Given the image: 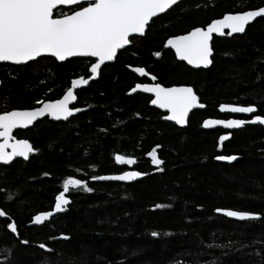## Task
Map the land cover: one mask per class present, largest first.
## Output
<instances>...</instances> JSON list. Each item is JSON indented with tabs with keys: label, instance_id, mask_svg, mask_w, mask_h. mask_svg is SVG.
Returning <instances> with one entry per match:
<instances>
[{
	"label": "trees",
	"instance_id": "obj_1",
	"mask_svg": "<svg viewBox=\"0 0 264 264\" xmlns=\"http://www.w3.org/2000/svg\"><path fill=\"white\" fill-rule=\"evenodd\" d=\"M259 7L264 0H182L76 91L79 113L20 130L34 151L27 160L0 165V210L6 213L0 216V264H264V127H202L205 118L223 116L220 104L252 105L264 116V17L243 34L214 36L207 69L178 61L166 43L227 13ZM90 62L45 56L0 63V110L58 98L72 78L88 76ZM137 67L163 86H191L204 108L192 111L185 127L164 120L147 95L129 94L146 80ZM154 148L160 165L148 155ZM117 153L135 158L133 168L143 175L130 183L92 181L124 171L114 162ZM68 176L92 191L70 188L63 211L30 225L36 214L53 209ZM216 209L258 218L238 221Z\"/></svg>",
	"mask_w": 264,
	"mask_h": 264
},
{
	"label": "snow or ice",
	"instance_id": "obj_2",
	"mask_svg": "<svg viewBox=\"0 0 264 264\" xmlns=\"http://www.w3.org/2000/svg\"><path fill=\"white\" fill-rule=\"evenodd\" d=\"M81 3L86 6H81ZM177 0H0V61H10L21 64L35 59L41 54H51L60 61L72 56H91L96 62L91 64V76L97 75L98 69L105 61H111L118 49L124 48L130 43L131 34H144L146 26L151 18L164 13ZM58 5L75 6L77 10L71 14L54 16V9ZM264 16V7L256 10H245L236 13H227L222 19L213 20L207 28L195 27L188 33L170 37L167 45L175 49L177 57L187 61L190 65H204L211 63L209 59L212 49L210 40L213 33L224 34L225 28L233 33H243L246 25L256 17ZM160 56L161 53H155ZM135 72L146 75L143 67H137ZM155 80V77H152ZM88 79L80 77L71 81V87L67 88L61 99L40 100L36 104L42 105L32 109L0 110V161L9 162L16 156L28 158V154L34 151L28 140H17L13 135V129L27 127L33 124L38 117L47 113L55 119H67L73 112L81 109L69 107V103L76 99L74 89L80 85H86ZM142 89L144 92L153 93L155 98L151 100L153 105L168 109L171 115L168 119L184 124L189 110L197 106V96L189 86L163 87L159 83L136 84L131 92ZM203 107V105H200ZM222 111L228 110L239 113H254L255 107L222 104ZM264 124V116L254 115L250 121L245 120H212L206 119L204 127L212 125H224L227 128L240 127L245 123ZM227 139L221 136L220 140ZM11 149V151H7ZM148 155L152 163H162L156 156L154 148ZM119 163L133 164L131 158L116 155ZM219 160H234L235 156H218ZM47 175V174H45ZM143 173L130 171L116 176H93V180H121L127 181L141 176ZM83 187L86 191H92L85 181L68 176L64 179L62 188L55 197V205L52 211L40 212L34 217L36 223H41L54 212L64 210L69 203L66 193L70 188ZM9 193L7 198L11 199ZM157 207H161L157 205ZM224 212L229 217L239 219H256L258 214L216 209ZM6 215L0 210V216ZM12 232H16L13 223L8 225ZM153 236L158 233L153 232ZM40 247H45L41 244Z\"/></svg>",
	"mask_w": 264,
	"mask_h": 264
},
{
	"label": "water",
	"instance_id": "obj_3",
	"mask_svg": "<svg viewBox=\"0 0 264 264\" xmlns=\"http://www.w3.org/2000/svg\"><path fill=\"white\" fill-rule=\"evenodd\" d=\"M181 1H182V0H177V3L181 2ZM177 3H176V4H177ZM176 4H174V5H176ZM174 5H172L170 8H172ZM59 6H63V7H71V6H69V5H58L57 7H59ZM57 7H56V8H57ZM170 8H169V9H170ZM260 8H261V7H260ZM169 9H168V10H169ZM257 9H259V8H257ZM252 10H256V9H252ZM166 11H167V10H166ZM166 11H165V12H166ZM165 12H164V13H165ZM164 13H160V14H158L156 17H158V16H160V15H162V14H164ZM69 14H71V13H69ZM156 17L151 18V20L154 19V18H156ZM260 17H264V16H260ZM260 17H256V18H254V20H252L251 22H249V23L246 25V28H247V26H249L250 24H252L256 19H258V18H260ZM222 18H223V16H222L221 18H218V19H222ZM151 20H150V21H151ZM215 20H217V19H215ZM211 22H212V21H211ZM211 22H210V23H211ZM149 23H150V22H149ZM207 25H208V24H207ZM207 25H206L205 27H201V28H205V29H206V28H207ZM146 27H147V26H146ZM199 27H200V26H199ZM194 28H195V27H194ZM246 28H245V29H246ZM192 29H193V28H192ZM192 29H191V30H192ZM191 30H189V31H191ZM145 31H146V29H145ZM189 31H188V32H189ZM229 31H230V30L227 29V28H225V29L223 30V32H229ZM188 32H185V33H183V34H178V35H175V36L184 35V34H186V33H188ZM243 33H244V32H243ZM243 33H233L232 35H235V34H243ZM134 35L142 36V35H144V34H142V35H141V34H131L130 37H131V36H134ZM221 35H222V34H220V33H213V34H212V37H211V40H210V47H211V43H212V39H213V37H214V36H221ZM170 37H173V36H170ZM170 37H169V38H170ZM169 38H168V39H169ZM168 39H167V40H168ZM166 42H167V41H166ZM126 46H127V45H126ZM126 46H125V47H126ZM169 47L171 48V46H169ZM122 49H123V48H122ZM171 49H172V51L174 52V55H175V57H176V59H177L178 61H182V62L186 63V65L189 66V67L192 68V69H199V68L207 69V68H209L210 65H211V63L208 64L207 66H204V65H190V64L187 63V61H185V60H181L179 57H177V55H176V53H175V49H173V48H171ZM119 50H121V49H118V50H117V53H118ZM42 56H51V57H53V58L56 59V57L52 56L51 54H47V53H45V54H41L40 56L36 57L35 59H37V58H39V57H42ZM116 56H117V54H116ZM116 56H115L114 59L111 60V61H105L104 64L101 65L100 69H98L97 75H96L94 78H92V79H89V77L91 76V71H90V69H91V64L96 62V58H95V57H91V56H72V57H67L65 60H67V59H71V58H74V57L90 58V59L93 60V61L91 62V64L88 66V74H89V75H88L87 77H85V76H78V77H74V78H72L71 81H72L73 79H78V78H80V77H83V78H85V79H88V83H89L91 80H95V79H97V77L99 76V72H100L101 68H102L104 65L108 64V63H112V62H114ZM35 59H33V60H35ZM209 59H210V60L212 59V53H211ZM33 60H30V61H33ZM56 60H57L58 62H63V61H60V60H58V59H56ZM65 60H64V61H65ZM30 61H27V62H30ZM27 62L21 63V64H19V65L25 64V63H27ZM0 63L16 64V63H13V62H10V61H0ZM71 81H70V85H69V87H71ZM88 83H87L86 85H80V86H78L77 88H75V89H74V95L76 96V91L79 90V89H81V88H84L85 86L88 85ZM136 84H138V83H136ZM136 84H135V85H136ZM140 84H153V83H140ZM159 84H160V83H159ZM135 85H134L132 88H134ZM161 85H162V84H161ZM162 86H163V85H162ZM173 86H188V85H172V86H163V87H173ZM69 87H68V88H69ZM189 87H191V86H189ZM132 88H131V89H132ZM191 88H192V87H191ZM131 89L129 90V94H133V93L139 92V93H144V94H147V95L152 96L151 100L155 98V96H154L153 93L144 92L142 89H138L136 92H131ZM192 89H193V88H192ZM66 90H67V89H66ZM66 90L63 92V94H62L59 98H56V99H53V100L61 99V98L63 97L64 93L66 92ZM193 91H194V89H193ZM194 93H195V91H194ZM195 94H196V93H195ZM196 96H197V95H196ZM76 100H77V96H76V99H75V100L70 101V103H69V107H70V108H71V105L75 104ZM151 100H150V102H149V105L155 106V107H157L158 109H160L162 112H165V115H164V117H163L164 120H166V121H168V122H171V123H174V124H176V125L179 126V127H185V126H187L188 118H189V115H190V113H191L192 111L197 110V109H200V110H201V109L204 108V105H203V107L200 106V105H202V104L200 103V101H199V97L197 96V106H195V107H193L192 109L189 110V114H188V116L186 117V122H185L184 124H178V123H176V121L171 120V119H168V117L171 115V113L168 111V109L161 108V107H159V105H153V104L151 103ZM45 101H47V100H45ZM220 105H222V104H220ZM220 105L218 106V111H219L221 114H229V115H236V116H248V115H252L251 118H249V119H247V120H245V121H250V120H252L253 117H254L253 114H254L255 112H254V113H239V112H231V111H228V110H224V111H222L221 108H220ZM229 105H237V104H229ZM40 106H42V105H38V106H35V107H40ZM237 106H244V105H237ZM32 108H34V107H32ZM32 108H25V109H32ZM73 109H80V108H73ZM12 110H13V109H12ZM21 110H22V109H21ZM80 111H81V110H80ZM80 111H78V112H73L72 115H75V114L79 113ZM72 115H70L68 118H70ZM44 117H48V118H49L50 120H52V121L66 120V119H63V118H61V119H55L54 117H52V116L48 115L47 113H45L44 116H42V117H38L35 121H33V124H34L35 122L39 121L40 119L44 118ZM68 118H67V119H68ZM206 119H212V120H230V119L243 120V119L233 118V117H232V118H229V119H220V118H216V117H207V118H205L204 120H206ZM204 120L202 121V127L205 128V129L222 128V129H224V130H229V131H231V130L240 129V128H242L244 125H248V124H250V125H262V126L264 127V124H261V123H259V122H256V123H245L244 125H242V126H240V127H233V128H227V127H225L224 125H212V126H210V127H204V126H203V122H204ZM33 124H32V125H33ZM32 125H29V126H27V127H18V128H16V129H25V128L31 127ZM16 129H13V132H14ZM12 135H13V133H12ZM17 140H24V139H17ZM29 143H30V142H29ZM30 144H31V143H30ZM7 151H11V149H7ZM32 152H33V151H32ZM32 152H31V153H32ZM31 153L28 154V158H29V156H30ZM116 155H122V154H118V153L115 154V155H114V162H115L117 165H119V166H126L127 168H129L128 170H126V171H124V172H130V171L139 172V171H137V170H135V169H132L133 166H134V164L136 163V159H135V158L131 157V158L135 161L133 164L119 163V162H117L116 159H115ZM122 156H124L125 158L130 157V156H126V155H122ZM28 158H27V159H28ZM15 159L27 160V159L24 158V157L16 156V157H14V158H13L11 161H9V162H3V161H0V165H8V164H10L11 162H13ZM124 172L116 173V174H105V175H100V176H116V175H121V174H123ZM100 176H97V177H100ZM140 177H141V176H138V177H135V178H133V179H131V180H127V181H121V180H99V179H97V180H93L92 178H91V180H92V181H119V182H124V183H130V182H134V181H136V180L139 179ZM65 206H66V205H65ZM65 206H64V207H65ZM53 208H54V207H53ZM225 210H230V209H225ZM50 211H52V210H50ZM46 212H49V211H46ZM60 212H61V211H59V212H54L52 216L46 218V219L43 220L41 223H36V222L34 221V217L37 215V214H36V215L32 218V221L30 222V225H32V226H38V225H41V224H43L44 222L48 221L51 217H53V216L59 214ZM216 213L221 214V215H224V216H226L227 218L234 219V220H238V221L247 220V219H239V218H236V217H229V216H227L224 212H217V211H216ZM38 214H39V213H38Z\"/></svg>",
	"mask_w": 264,
	"mask_h": 264
},
{
	"label": "flooded vegetation",
	"instance_id": "obj_4",
	"mask_svg": "<svg viewBox=\"0 0 264 264\" xmlns=\"http://www.w3.org/2000/svg\"><path fill=\"white\" fill-rule=\"evenodd\" d=\"M81 6H86V4H84V3H81ZM72 8V10H70V11H68V12H64V11H60V9L61 8H63V9H66V8H70V7H63V6H59V7H57V8H55L54 9V16H58V15H60V14H69V13H71L72 11H75V10H77L76 9V7L75 6H71ZM151 22V21H150ZM143 36V35H142ZM136 37H138V36H131V37H129V39H130V43L126 46V47H128L130 44H131V42L133 41V39H135ZM167 43V42H166ZM126 47H124V48H126ZM123 48V49H124ZM123 49H121V50H123ZM121 50H119V51H121ZM172 50V49H171ZM118 51V52H119ZM118 54V53H117ZM42 57H45V56H42ZM47 57H51V56H47ZM40 58V57H39ZM53 58V57H52ZM80 58V57H79ZM82 58V57H81ZM38 59V58H37ZM55 59V58H54ZM86 59H90V58H86ZM36 60V59H35ZM56 60V59H55ZM92 60V59H91ZM57 61V60H56ZM93 61V60H92ZM58 62V61H57ZM90 64H91V62H90ZM89 64V65H90ZM14 65H19V64H14ZM88 65V66H89ZM87 71H88V68H87ZM140 74V73H139ZM87 75H89V74H87ZM141 76H144V77H142V78H144V79H146L145 81H143L142 80V83H157L156 82V80H153L152 79V77H151V74H149V73H147L146 75H141ZM141 83V82H140ZM136 84V83H135ZM69 85H70V83H69ZM69 87V86H68ZM67 87V88H68ZM66 88V89H67ZM65 89V90H66ZM64 90V91H65ZM63 94V93H62ZM61 94V95H62ZM60 95V96H61ZM59 96V97H60ZM148 96V95H147ZM58 97V98H59ZM149 98H150V100H151V96H148ZM76 102H77V100H76ZM150 102V101H149ZM31 108V107H30ZM71 108H78V107H76V103L75 104H73V105H71ZM16 109H25V108H16ZM163 115H165V112H163ZM223 116H221L220 117V119H229V118H239V119H243V120H247V119H249V118H251L252 117V115H248V116H236V115H229V114H222ZM253 115H255V114H253ZM44 118H47L48 120H50L48 117H44ZM43 118V119H44ZM69 119V118H68ZM67 120V119H66ZM52 121V120H51ZM60 121H65V120H60ZM54 122H58V121H54ZM21 129H19V130H15L14 132H13V136L14 137H16L17 139H27V138H25V137H19L17 134L19 133V131H20ZM226 131H228V130H226ZM126 167V166H125ZM129 168H125L124 170H128ZM132 169H134V168H132Z\"/></svg>",
	"mask_w": 264,
	"mask_h": 264
},
{
	"label": "bare ground",
	"instance_id": "obj_5",
	"mask_svg": "<svg viewBox=\"0 0 264 264\" xmlns=\"http://www.w3.org/2000/svg\"><path fill=\"white\" fill-rule=\"evenodd\" d=\"M260 8V7H259ZM255 9H257V8H255ZM250 10H252V9H250ZM225 33V32H224ZM223 35V34H222ZM221 35V36H222ZM134 36H137V35H134ZM64 62V61H63ZM144 94V93H143ZM145 95H147V94H145ZM148 96H150V95H148ZM152 97V96H151ZM76 103V102H75ZM151 107H154V108H157V107H155V106H152V105H150ZM158 109V108H157ZM160 110V109H159ZM161 111V110H160ZM162 112V111H161ZM73 116V115H72ZM43 119V118H42ZM41 120V119H40ZM33 126V125H32ZM31 126V127H32ZM28 128H30V127H28ZM25 129H27V128H25ZM16 130H19V129H16ZM21 130H24V129H21ZM16 138V137H15ZM17 139V138H16ZM25 140V139H24ZM32 145V144H31ZM124 171H126V170H124ZM124 171H122V172H124ZM121 173V172H120Z\"/></svg>",
	"mask_w": 264,
	"mask_h": 264
}]
</instances>
